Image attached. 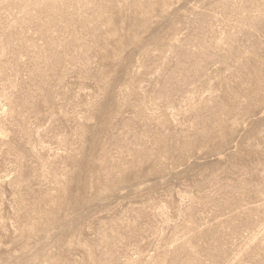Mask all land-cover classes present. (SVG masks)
Segmentation results:
<instances>
[{
    "label": "rangeland",
    "instance_id": "374dc122",
    "mask_svg": "<svg viewBox=\"0 0 264 264\" xmlns=\"http://www.w3.org/2000/svg\"><path fill=\"white\" fill-rule=\"evenodd\" d=\"M0 264H264V0H0Z\"/></svg>",
    "mask_w": 264,
    "mask_h": 264
}]
</instances>
